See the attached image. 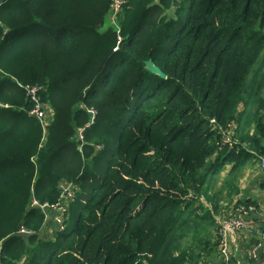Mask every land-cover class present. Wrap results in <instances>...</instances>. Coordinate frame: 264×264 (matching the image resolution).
Returning <instances> with one entry per match:
<instances>
[{"label": "trees", "instance_id": "1", "mask_svg": "<svg viewBox=\"0 0 264 264\" xmlns=\"http://www.w3.org/2000/svg\"><path fill=\"white\" fill-rule=\"evenodd\" d=\"M111 2L0 0V264L224 263L221 200L256 208L264 0Z\"/></svg>", "mask_w": 264, "mask_h": 264}, {"label": "built area", "instance_id": "2", "mask_svg": "<svg viewBox=\"0 0 264 264\" xmlns=\"http://www.w3.org/2000/svg\"><path fill=\"white\" fill-rule=\"evenodd\" d=\"M126 3V0H112L110 4V19L111 21L116 24L118 22V17L120 13L122 12L123 6ZM30 93L32 94L33 99L36 101V104L32 110H30V114L35 115L43 124H45V120L48 114L47 109L44 107V105L40 104V97L37 95V91L39 87H33L29 88ZM90 112L92 113L93 117L96 115V111L94 109H90ZM80 138H83V130L80 131ZM232 139L230 136H227L224 138V142H231ZM260 169L262 170L264 174V156L261 157V166ZM73 192L71 191V183H64L62 184V194L61 198L54 203H51L49 201H45L44 203H41L37 197H33L32 199V205H40L41 207L48 208L49 211L55 213V219L61 223V228H64L63 222V216L67 209V201L69 197L73 196ZM253 209H255L254 206H252ZM247 210L244 207H241L239 209V213H237L234 216H228L224 217L220 220V252L222 257L224 258L223 264H235L233 260V252L232 247L230 245V233L232 230L240 229L247 225L245 215L247 214ZM222 221V222H221ZM21 233H27L30 232L28 228L25 226H22L19 230ZM264 250V232H263V241L259 245L253 246L247 254H249V257L251 258H257L259 256L260 250Z\"/></svg>", "mask_w": 264, "mask_h": 264}, {"label": "crops", "instance_id": "3", "mask_svg": "<svg viewBox=\"0 0 264 264\" xmlns=\"http://www.w3.org/2000/svg\"><path fill=\"white\" fill-rule=\"evenodd\" d=\"M238 186L239 191L235 198L251 199L256 203V208L245 215L246 226L232 230L230 233L233 258L235 264H264L263 249L260 250L257 260L250 259L247 254L251 245H259L263 241V231L260 229L264 224V174L259 162L243 171L238 180ZM258 240L260 241L257 242ZM219 257H213L208 264H223Z\"/></svg>", "mask_w": 264, "mask_h": 264}, {"label": "rangeland", "instance_id": "4", "mask_svg": "<svg viewBox=\"0 0 264 264\" xmlns=\"http://www.w3.org/2000/svg\"><path fill=\"white\" fill-rule=\"evenodd\" d=\"M111 24V22H109V21H107V23H106V26H109ZM35 159V158H34ZM28 165H30L29 163H28ZM26 164H24V163H18V167L17 168H22V169H25L26 168ZM229 167V166H228ZM221 178H223V177H221ZM35 194V193H34ZM231 200V198H226V199H224V200H221V207H222V209L224 210L223 212H222V214L223 215H226V216H223V215H221L219 218H218V220H221V218L222 217H228V216H234V215H236L237 213H239V209L241 208V207H239V208H236L235 207V204L233 203V202H231L230 201ZM52 213H54V212H52ZM232 213V214H231ZM228 214H231V215H228ZM224 219H222V221H223ZM221 221V222H222ZM72 224V223H71Z\"/></svg>", "mask_w": 264, "mask_h": 264}, {"label": "water", "instance_id": "5", "mask_svg": "<svg viewBox=\"0 0 264 264\" xmlns=\"http://www.w3.org/2000/svg\"><path fill=\"white\" fill-rule=\"evenodd\" d=\"M145 64L147 66V68L152 71L155 74L160 75L162 78H166V73L162 70V68L157 65L153 59H148L145 61Z\"/></svg>", "mask_w": 264, "mask_h": 264}]
</instances>
